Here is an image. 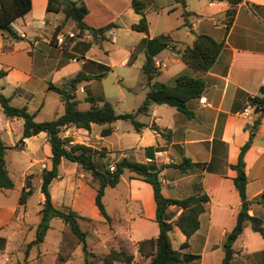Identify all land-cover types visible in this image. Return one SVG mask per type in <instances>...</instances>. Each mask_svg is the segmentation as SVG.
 Here are the masks:
<instances>
[{
  "label": "crops",
  "instance_id": "0c3cea01",
  "mask_svg": "<svg viewBox=\"0 0 264 264\" xmlns=\"http://www.w3.org/2000/svg\"><path fill=\"white\" fill-rule=\"evenodd\" d=\"M82 1L87 8L83 18L87 27L94 29L115 23L101 37L86 28L84 33H78L74 21L65 19L63 12L47 11V0H32L31 9L12 22L14 25L11 26L20 38H11L0 31V70L5 71L0 76V92L10 97V103H14L12 105H25L34 114V119L42 113H50V119H53L62 113L59 112L62 101L61 95L49 88V83L60 86L79 71L88 75L102 74L100 78L83 80L77 85L75 93L79 107L86 109L89 107L86 96L105 99L95 94L91 85L101 82L111 69L108 58L110 50L100 44V41L108 38L127 47L123 49L125 56L120 60V65L129 64L137 51L142 52L145 58L147 54L150 55L159 71L155 80L171 85L182 73L203 78L205 88L202 94L187 102L188 109L192 111L191 117L174 106L151 103L147 112H139L135 117L144 126L136 130L130 122L131 126L122 132V145H114L107 140L118 131L116 121L112 123L113 132L107 136H100L102 125L99 124L94 132L96 123L91 124L89 131L69 125L62 129L60 135L71 136L74 141L95 148L105 147L106 156H96V164L125 156L160 167L162 164L180 162L184 157L189 158L195 164L185 171L173 166L160 169L161 192L168 198H182L194 193L208 195L205 210L199 215V228L190 236L189 246L183 251L199 256L186 264H201L206 255L213 254H218L222 260L225 236L233 228L241 208V200L233 182L236 172L231 165L237 162L240 148L247 143L243 155L247 177L246 195L254 201L264 193V111L259 124L253 127L256 113L248 102V96L258 94L259 87L264 85V0H197V3L192 4V0H185V7L175 0H141L144 3L148 33L131 28L141 15L134 11L130 0ZM150 6L157 15L163 11L171 14L181 8L180 16L185 28L182 37L170 35L178 45L191 44L198 33L222 41L223 48L207 71L193 70L170 46L160 47L159 42L152 41L155 36L169 32L151 34L147 16ZM230 6H234L236 11L226 32L225 10ZM184 9L189 13L186 24L182 15ZM68 32L75 35L66 36L64 43H57V35H67ZM126 37H130L132 42L126 41ZM4 46L7 49L4 50ZM163 75L165 80L162 79ZM143 88L146 93L148 87L145 78ZM78 93H83V97H78ZM201 97L204 98L203 103L199 100ZM48 101L53 104L52 110L46 108ZM140 104L131 112L136 111ZM45 120L38 118L37 121ZM152 124L160 132L153 130ZM22 130V119L6 116L0 106V137L8 146L5 154L8 174L9 166L15 168L25 162L20 191L26 176H33V173L28 172L31 167L38 165L40 177L44 168L51 167V150L46 133L41 131L25 138L24 147L17 149L14 145ZM147 147H153L154 151H146ZM10 152L13 153L11 160H8ZM82 171L76 162L61 160L59 174L49 184L53 204L56 207L69 206L82 216L105 221L94 202L96 191L93 178L89 172ZM83 173L89 174L90 182L83 180ZM129 175L125 171L116 185L123 184V189L115 195L117 205L113 206V213L106 206L105 209L111 217L109 223L115 234L136 244L143 238L156 237L159 228L155 221L156 204L151 185L141 179L130 178ZM10 189H2L0 193ZM82 192L87 193V198L79 201ZM56 193H60L59 201L56 200ZM43 199L40 190L37 213ZM180 211L179 207L170 205L164 215L167 220H173ZM248 213L260 217L264 226V202H252ZM16 216L28 217L26 203L0 208V230L4 225L13 223ZM172 233L179 247L185 241V236L176 226ZM2 238L4 235L0 234V243ZM62 239L61 233L60 246ZM232 247V264H264V238L253 231L249 224L244 226ZM2 255L0 249V264L3 261ZM134 255L133 264L148 263V259L138 257L137 246Z\"/></svg>",
  "mask_w": 264,
  "mask_h": 264
},
{
  "label": "trees",
  "instance_id": "16d2710c",
  "mask_svg": "<svg viewBox=\"0 0 264 264\" xmlns=\"http://www.w3.org/2000/svg\"><path fill=\"white\" fill-rule=\"evenodd\" d=\"M175 1L185 7V0ZM130 3L134 11L141 15L139 21L133 23L131 28L148 33V22L143 11L144 3L141 0H130ZM31 7L32 0H0V31L2 34L14 39L20 38L12 28L11 23L26 14ZM46 9L47 11L63 12L65 19L74 21L75 29L78 30V33H84L87 25L83 18L87 8L82 0H47ZM235 11L236 8L234 6H230L225 10L224 23L226 32L233 21ZM188 14L184 9L182 15L185 24L187 23ZM114 24L111 22L103 27L94 28L93 32L101 37L103 32L114 26ZM152 41L159 42L160 47L170 46L195 71H207L223 48L222 41H217L205 33L195 34L192 43L184 46L178 45L170 34L157 35ZM3 49L5 50L7 47L4 46ZM142 72L148 88L142 103L134 112L117 113L111 102L94 95L85 97V100L89 103L88 108L81 109L79 107V100L76 98L75 93L77 85L83 80L100 78L102 74L88 75L79 71L60 86L49 83V88L61 95L64 111L57 117L45 121L35 120L34 114L29 112L25 105H12L10 97L0 92V106L4 114L8 117L21 118L23 121L22 134L14 147L22 149L25 145V138L43 131L47 135L51 150V167L49 169L44 168L41 172L40 190L44 195V199L39 209L40 220L35 227V238L27 243L26 255L32 246H38L44 240L50 228L51 219L60 218L68 225L78 242L82 244L84 264H96L88 259L92 252L87 249L86 233L82 230L79 223V218L84 217L69 206L56 207L52 201L49 184L53 178L58 176L61 160L66 159L76 162L92 176L96 191L94 202L107 223L111 221V217L107 213L103 202L106 187L116 186L125 171L130 173V178L141 179L151 185L156 204L155 221L158 224L159 232L156 237L143 238L137 242V251L142 259H148L147 264H186L188 261L199 257L197 254L184 252L183 249L189 246L188 239L199 228V215L205 210V204L209 200L208 195L205 193H194L182 198L165 197L161 192V181L159 178V171L165 166H173L185 171L192 167L195 164L194 162L184 157L180 162L162 164L160 167H156L154 163L132 160L123 156L114 160L113 170H110L111 163L107 160H104L101 166L97 168L94 158L96 156L104 158L107 153L105 147L98 149L84 143L73 142L74 139L71 136L62 137L60 135L62 129L69 125L89 131L91 124L96 123L102 125L100 136H107L113 132L112 123L118 119L129 120L134 128L139 130L144 126V123L136 120L135 117L139 112H147L151 103L168 104L185 113L188 117L192 116V111L188 109L187 102L202 94L205 88L203 78L182 73L175 78L171 85L155 80V76L159 71L154 66L152 57L148 54L142 64ZM4 73L5 71L0 70V76L4 75ZM248 102L256 113L253 121V127H256L264 111V85L259 87L258 94L248 96ZM151 128L156 132H160L159 128L154 124L151 125ZM247 147L248 143L240 148L237 162L231 165L236 172L233 182L241 200V208L233 228L225 236L223 243L224 255L221 264H232L234 257L232 244L245 225L249 224L253 231L260 233L264 238L263 220L248 213L252 202H264V193L254 201L248 199L246 195L247 177L244 170L243 155ZM7 148L8 146L0 137V190L10 189L14 186L6 167L5 154ZM146 151H154V148L147 147ZM32 193V177L27 175L18 197V203L20 205L25 204ZM170 205H175L181 209L173 220H167L164 215ZM175 226L185 236V241L178 248L173 246L170 236ZM133 260V254L127 253L123 249H111L103 257L102 264H113L118 261L123 264H133Z\"/></svg>",
  "mask_w": 264,
  "mask_h": 264
},
{
  "label": "rangeland",
  "instance_id": "374dc122",
  "mask_svg": "<svg viewBox=\"0 0 264 264\" xmlns=\"http://www.w3.org/2000/svg\"><path fill=\"white\" fill-rule=\"evenodd\" d=\"M190 3H197V0H192ZM180 9L181 8H178L177 11H174L171 14L163 11L162 14L157 15L156 12H154L153 7L150 6L147 10V16L150 21L149 30L151 34L166 31L169 32L170 35H178L179 37H182L185 28L183 25V19L180 16ZM126 38V41L130 43L132 42L130 37ZM100 44H102L105 49L110 50L108 58L112 66L101 82H96L91 85L92 89L95 94H100L104 96L106 100L110 101L117 113L131 112L132 109L144 99L145 89L143 88L144 77L142 74V64L145 56L142 52L137 51L136 56L133 57L129 64L120 65V60L125 56L123 49L127 47L122 43H115L109 38L100 41ZM162 70L164 71V69ZM165 78V75H163L162 79L165 80ZM77 95L82 98L84 94L78 93ZM11 103L14 104L13 102ZM46 108L47 110H52L53 104L49 101L46 102ZM63 111L64 106L61 104L59 112L61 113ZM50 116H52L50 113L45 115L42 113L40 117H35V120H38V118H43V120L47 118V120H49L51 118ZM129 125L131 126L129 120H116L118 131L109 136L107 140L114 145H122V132L126 130V127ZM97 128L98 124H95L94 132L97 131ZM100 148L102 147H99L98 149ZM12 153L13 152L9 153L8 160H11ZM14 154L17 155V152H14ZM23 157L25 160V156ZM115 159L116 158H111L107 159V161L113 165ZM99 166H101V163H97L96 167L99 168ZM24 167L25 162L18 164L15 168L11 166L8 167L14 186L10 190L0 193V208L13 205L16 206L18 204L21 182L24 180ZM37 168L38 165L31 167V169L28 170L29 173H33V193L26 202L28 217L21 218L16 216L13 223L10 225H4L2 230H0V234L4 235V238H2L3 241L0 243V249L3 252V261L1 264H84V250L82 244L78 242L76 237L72 236L68 225L60 218L51 219L50 228L48 229L44 240L38 245L37 249L36 246H32L29 249L28 254H25L27 243L35 238L34 226L37 225L40 220V215L36 212L41 179L37 172ZM82 170V172L87 173L86 170ZM84 173L82 176L83 180L90 182L89 174ZM122 189L123 184L121 183L118 186L107 188L104 203L109 212L113 213L112 208L114 205H117L115 195H117ZM55 192H57V189ZM56 195V200L59 201L60 193H56ZM85 198H87V193L82 192L79 201H84ZM83 217L84 218H79V223L82 230L86 233L85 239L87 249L92 252V254L88 256L89 260L94 261L96 264H102L103 257L111 249H123L127 253L134 255L137 243L134 244L129 240L125 241L123 238L119 237L115 234L110 223L107 224L103 220L97 221L87 216ZM61 233L63 234V239L60 246L59 241ZM171 237L173 246L177 248L178 241L172 232ZM31 250H33L32 255H30ZM138 257L140 258L139 253ZM134 262L135 258L133 260V263ZM113 264L123 263L118 261ZM201 264H221V260L218 254L206 255Z\"/></svg>",
  "mask_w": 264,
  "mask_h": 264
},
{
  "label": "built area",
  "instance_id": "2783aa9c",
  "mask_svg": "<svg viewBox=\"0 0 264 264\" xmlns=\"http://www.w3.org/2000/svg\"><path fill=\"white\" fill-rule=\"evenodd\" d=\"M12 25H14L13 23H11ZM75 34L74 33H72V32H68L67 33V35H64V34H59V35H57V37H56V40H57V43H64L65 42V37L66 36H68V37H73ZM124 63V62H123ZM200 102H204V98L203 97H201L200 99ZM110 170H113V165H110Z\"/></svg>",
  "mask_w": 264,
  "mask_h": 264
},
{
  "label": "water",
  "instance_id": "95a60500",
  "mask_svg": "<svg viewBox=\"0 0 264 264\" xmlns=\"http://www.w3.org/2000/svg\"><path fill=\"white\" fill-rule=\"evenodd\" d=\"M86 29L89 30V31H93V29L92 28H89V27H86Z\"/></svg>",
  "mask_w": 264,
  "mask_h": 264
}]
</instances>
